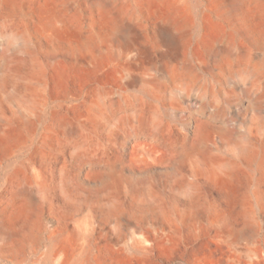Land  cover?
Returning a JSON list of instances; mask_svg holds the SVG:
<instances>
[{
  "label": "bare ground",
  "instance_id": "1",
  "mask_svg": "<svg viewBox=\"0 0 264 264\" xmlns=\"http://www.w3.org/2000/svg\"><path fill=\"white\" fill-rule=\"evenodd\" d=\"M151 1L152 32L76 30L46 5L43 54L29 29L2 30L0 165L27 156L4 180L26 183L6 196L20 221L0 206V254L264 264V0Z\"/></svg>",
  "mask_w": 264,
  "mask_h": 264
},
{
  "label": "rangeland",
  "instance_id": "2",
  "mask_svg": "<svg viewBox=\"0 0 264 264\" xmlns=\"http://www.w3.org/2000/svg\"><path fill=\"white\" fill-rule=\"evenodd\" d=\"M46 5H52L57 8L63 18L69 21L76 30L91 28L94 24L100 23L102 19L109 22L111 27L112 25L116 27L115 22H117V19H122L124 23L132 24L135 27H140L143 24L152 32V25H155V23L150 19L153 15L155 18V12L159 10L158 5L151 0H9L8 2L0 0V40L3 36L2 30L13 25L18 28L29 29L28 42L30 47L38 49L42 54L44 50H49L47 46L50 45V42L47 34L37 26L43 14L42 10ZM63 42L61 41V43ZM60 46L63 51H66L70 44H62ZM8 68L9 63L0 58V80L6 75ZM52 106L53 104L51 103L46 106L47 114L43 118L42 125L36 135L44 130L43 127L49 119ZM59 134L61 138L64 137L63 131ZM77 139L82 141V134L77 136ZM26 156V152L19 153L10 161L3 159L0 165V206L1 204L4 205L5 210L2 217L10 224L21 219H19V214H16L15 206L6 200V196L12 191L15 192L18 188H21L26 183V180L12 181L8 186L4 185V180L12 176L13 171L11 170L16 168ZM23 205L24 202L19 199L17 206L21 207ZM81 216H83V213H81ZM254 216L258 219L262 218L258 211L254 213ZM258 238L263 240V233ZM42 257L43 249L40 250L37 249V246L28 245L1 253L0 264H45ZM168 257L169 255L166 252H161V258L167 259ZM131 264L137 263L132 262ZM172 264L186 263L184 260H179Z\"/></svg>",
  "mask_w": 264,
  "mask_h": 264
}]
</instances>
